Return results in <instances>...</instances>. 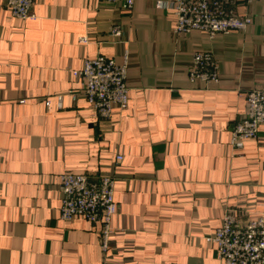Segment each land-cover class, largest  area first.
<instances>
[{"label": "crops", "instance_id": "0c3cea01", "mask_svg": "<svg viewBox=\"0 0 264 264\" xmlns=\"http://www.w3.org/2000/svg\"><path fill=\"white\" fill-rule=\"evenodd\" d=\"M167 1L34 0L28 19L0 6V264H221L205 238L225 210L264 211V125L230 145L246 92L264 88V0L243 9L246 31L213 38L176 34ZM125 51L128 105L105 120L71 71ZM197 51L218 83L189 81ZM63 172L115 176L106 252L99 224L60 219Z\"/></svg>", "mask_w": 264, "mask_h": 264}, {"label": "built area", "instance_id": "2783aa9c", "mask_svg": "<svg viewBox=\"0 0 264 264\" xmlns=\"http://www.w3.org/2000/svg\"><path fill=\"white\" fill-rule=\"evenodd\" d=\"M100 1L119 4L125 11L133 7V0ZM255 1L169 0L164 5L174 14L173 31L176 34L200 31L213 38L230 31H246L252 19L243 9ZM33 3L34 0H0V6L20 19L35 17L31 10ZM110 36L114 39L122 36L118 25L111 28ZM86 40V37L80 39L82 43ZM128 60L127 51L120 61L98 54L84 59L79 69L71 71L74 77L81 79L83 96L102 119H110L114 109L123 110L128 105ZM188 79L204 84L219 82L217 62L210 52L193 54ZM58 101H61V96H58ZM261 125H264V88H252L246 92L245 114L231 128L230 145L242 148L245 141L257 137ZM114 186V175L63 172L59 176L62 194L60 219L68 221L81 217L99 224V239L104 252L110 248L114 232L111 220L118 210ZM205 239L215 245L221 264H264V211L255 218L241 221L233 212L225 210L220 226Z\"/></svg>", "mask_w": 264, "mask_h": 264}]
</instances>
